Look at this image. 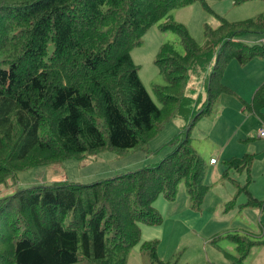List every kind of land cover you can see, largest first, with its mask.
Here are the masks:
<instances>
[{"label": "trees", "instance_id": "trees-1", "mask_svg": "<svg viewBox=\"0 0 264 264\" xmlns=\"http://www.w3.org/2000/svg\"><path fill=\"white\" fill-rule=\"evenodd\" d=\"M251 1L257 0L232 3ZM197 2L213 16L205 0H0V185L31 168L103 150H146L165 122L186 121L183 136L168 143L173 151L156 165L90 183L36 185L0 198V264H126L138 243L150 264H179L161 261L156 241L141 242L139 223L160 225L154 202L160 196L173 201L181 183L191 209H199L208 191L206 165L189 134L221 95L232 93L222 83L228 64L264 59V42L239 40L264 34V13L238 22L214 14L220 24L204 25L207 44L200 46L185 25L167 18ZM165 18L160 29L176 34L184 53L169 43L158 49L154 65L166 82L155 87L158 106L131 52ZM200 75L206 80L203 101L185 94L190 77ZM240 101L262 117L264 82L250 101ZM253 159L231 158L222 177L246 171L238 187L247 197L244 206L264 212V199L248 191ZM228 236L238 255L226 254L233 264H244L260 244Z\"/></svg>", "mask_w": 264, "mask_h": 264}, {"label": "rangeland", "instance_id": "rangeland-1", "mask_svg": "<svg viewBox=\"0 0 264 264\" xmlns=\"http://www.w3.org/2000/svg\"><path fill=\"white\" fill-rule=\"evenodd\" d=\"M209 1L210 6L207 3L208 1L205 0L213 13L217 16H223L229 22L252 19L264 13L263 0L235 5L236 7L226 14V17H224L225 14H220L221 11L225 13L230 10V8H227L226 3L219 4L212 0ZM188 8L189 6L185 9L190 10L191 22L188 24L185 22L182 8L172 11L167 18L170 20L173 18V21L185 25L193 40L200 46H205L207 41L204 35V25L208 24L210 27L216 28L220 22L214 14L212 16V14L206 13L199 2L194 3L192 9ZM167 18L153 25L142 37L140 44L131 52L134 64L139 66V79L158 106H160V102L154 91L155 87L166 84L163 76L159 74L154 65L158 49L161 45L169 43L177 53L180 55L184 53L180 38L172 32L160 29ZM205 20H207L206 23H204ZM210 20L215 21L216 24ZM239 40L247 45L261 43L264 42V34H246L240 37ZM51 50L52 46L48 49L49 53ZM256 60L264 61V59ZM205 86L206 80L203 75L190 77L185 94L193 99L203 101L206 97ZM222 100H225V103L239 104V100L235 95H222L212 107L209 115L197 121L189 134L191 148L201 156L206 165L204 184L208 186V191L199 209L197 211L191 209V204L189 209L185 208V200L180 198L179 195L181 190H184L187 195L184 183L179 185L178 195L176 194L173 204L165 201L160 196L154 205L162 220L160 225L148 227L147 235L150 240L146 241L157 242L155 244L156 254L163 262L233 264L226 257V254L232 257H238V255L236 244L228 235H239L251 242L260 243L251 249L243 263L264 264V212L244 206L247 197L243 191H238L231 180L242 185L247 178V173L246 171L236 172L232 170L229 172L230 179L223 178L221 176L225 168L223 161L226 158L225 156L220 157L217 151L220 145L223 144L226 145L225 154L234 151L235 155H240L237 157H241L244 153L254 155L252 152L259 151L255 147V143L261 142L262 139H257L258 137L253 134H243L242 130L236 133L237 130L235 129L226 140L216 142L215 129L212 133H207L205 129H209L213 124L216 126L219 116L223 115L221 112L224 111L220 106ZM224 109H226L225 112H235L227 104H225ZM185 125L186 121L182 118L165 122L163 128L148 142L145 147L146 150H132L126 153L103 150L92 156L69 159L59 164L34 167L17 173L5 185H0V198L10 196L17 190L49 184V179H53V181L64 180L61 178L63 176L70 181L90 183L134 171L146 165H156L165 155L173 151L174 148L170 149L172 146H168V143L175 137L183 136ZM251 139L255 140L250 141ZM213 161L215 163H212ZM257 163V170L251 172V181L252 179L253 181L249 190L252 194V191L256 190L257 195L263 200L264 196L260 195H264V155L257 160ZM56 166L60 170L54 173ZM55 177L58 178L54 179ZM231 202L233 203L231 204ZM166 205L168 208L165 207ZM169 207H172L173 210ZM141 226L142 223H139V228ZM143 236H141V242L144 241ZM140 262L150 264L148 255L141 252L140 243H138L131 249L126 264H141Z\"/></svg>", "mask_w": 264, "mask_h": 264}, {"label": "crops", "instance_id": "crops-1", "mask_svg": "<svg viewBox=\"0 0 264 264\" xmlns=\"http://www.w3.org/2000/svg\"><path fill=\"white\" fill-rule=\"evenodd\" d=\"M207 1H208L207 3H209L208 5L210 6V4H211L210 1L209 0H207ZM212 1L219 3V4H224V3L227 4V8H230V10L225 12V13L222 11L220 12V14H225L224 17H226V14H228L230 11H232L234 9V7H236L235 5H233L232 0H212ZM249 3H254V1L247 2L246 4H249ZM193 5H190L188 9H192L191 7ZM186 8L187 7L182 8V9L184 10L185 22H186V24H188L189 22H191V17L189 16L190 10H185ZM177 10H179V9H177ZM177 10H175V11H177ZM220 17H223V16H220ZM171 19L173 20V18H171ZM210 21L216 24L215 21H213V20H210ZM206 22H207V20L204 21V23H206ZM231 22H233V21H231ZM263 82H264V61L263 60H256V59L250 61L248 64H246L244 66H239L236 62H230L228 64V66L226 67L225 72H224L223 77H222L223 85L232 91V93H230V94H228V93H225V94L226 95H235L238 98V100L240 99V100L245 101V102H248L251 100L254 91ZM240 100H239V104L225 103V100H222L220 106H221L222 111H224V112H221V113H223V115H221V113H220L221 116H219V118H218L219 120H218V123L216 124V126L213 124L209 129H205V131L207 133H212L215 129V136H216L215 140H216V142L219 143L220 141H224V139L226 140L228 138V136H230L235 129L237 130L236 133L239 132L240 130H242L243 134H247V135L253 134V135L258 137V135H257L258 130L260 127H262L264 125V108L261 111L263 116L259 117L253 111H246L243 108V104L241 103ZM225 104H227L228 106H231L233 111H235V112H225L226 111V109H224ZM206 116H204V117H206ZM256 130H257V132H256ZM257 139H260V138H257ZM254 140L255 139H251L250 141H254ZM225 147H226V145L222 144V145H220L219 149L217 150L220 157L225 156V158H226L223 161V165L225 166L223 172L226 170V165H225L226 161L230 160L231 158H241L244 154H248V153H244L241 157H237L240 155H235V153H233L234 151H230V152L225 154V150H224ZM255 147H257L259 151L258 152H252V153H254V155L252 154L254 156V159H253L251 169H250V176H251L252 170H254V171L257 170V167H258L257 166L258 165L257 160H259L260 157L262 155H264V141L262 140L261 142L255 143ZM58 170H60V168H58V166H56L54 169V173L58 172ZM230 171H232V170H229L227 172V175H228V177H226L227 179H230L229 178V172ZM223 172H222V175H223ZM57 178L58 177H55L54 179H57ZM61 178H63L64 180H69L68 178H66L64 176ZM49 180H50L49 183L56 182V181H53V179H49ZM64 180H61V181H64ZM231 181L234 183V185L238 189V187L244 185L246 179L242 185H239L234 180H231ZM252 181H253V179H252ZM252 181L248 185V191L250 192V194L254 198L256 197V199L259 198V200H261L260 199L261 197H259L257 195L256 190L252 191L253 194L249 190V187H250ZM179 195H180V198H183L185 200V208L189 209L190 202L188 199V195L185 194L184 190H181ZM260 196L263 197L264 195H260ZM158 199L154 202V205L158 201ZM164 200L171 203V204H173L175 201V199L173 201H168L166 199H164ZM165 207L168 208L167 205ZM171 208L172 207H169V209H171ZM172 210H173V208H172ZM148 227H151V226L146 225V224H142V226L140 227L141 236H143V234H144V236H143L144 241L150 240V237L147 235V229H149ZM140 263L142 264V262H140Z\"/></svg>", "mask_w": 264, "mask_h": 264}, {"label": "built area", "instance_id": "built-area-1", "mask_svg": "<svg viewBox=\"0 0 264 264\" xmlns=\"http://www.w3.org/2000/svg\"><path fill=\"white\" fill-rule=\"evenodd\" d=\"M257 135H258V138L264 141V125L259 128ZM212 163H215V162L213 161Z\"/></svg>", "mask_w": 264, "mask_h": 264}]
</instances>
